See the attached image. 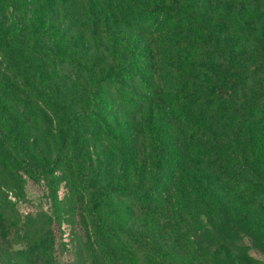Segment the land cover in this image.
<instances>
[{
    "label": "rangeland",
    "instance_id": "1",
    "mask_svg": "<svg viewBox=\"0 0 264 264\" xmlns=\"http://www.w3.org/2000/svg\"><path fill=\"white\" fill-rule=\"evenodd\" d=\"M142 2L171 7L0 0V264H144L97 222L145 231L157 264H264V199L237 187L211 214L195 193L205 172L185 160L189 134L203 124L219 139L220 118L264 137V0ZM198 68L219 74L201 118L182 114Z\"/></svg>",
    "mask_w": 264,
    "mask_h": 264
},
{
    "label": "trees",
    "instance_id": "2",
    "mask_svg": "<svg viewBox=\"0 0 264 264\" xmlns=\"http://www.w3.org/2000/svg\"><path fill=\"white\" fill-rule=\"evenodd\" d=\"M169 1L170 8L166 7L162 2L153 4L142 2L141 7L145 12L149 13L184 11L185 8L180 0ZM207 40L214 50L222 53V48L216 39L208 35ZM198 70V74L186 75L192 78L194 84L191 92H197V94L192 96V103L188 107L183 106L182 114L187 115L194 110L196 112L195 115L201 118L206 114L210 104L218 99L217 93L212 90L208 91V87L212 81L219 78V74L208 68H198ZM115 71V68H110L94 80V87L88 93L89 104L85 111L93 115V113L99 110L100 96L98 86L103 81L115 76ZM188 92L186 91L183 96L188 97V94H186ZM216 109H218L217 105ZM220 120L226 123L218 125L217 130L222 131V134H219L221 135L219 139L211 131V134H208L209 129L206 125L200 124L194 128L192 134H189L190 139L193 140V145H188L190 149L187 147L188 154L185 158L186 161L194 163L198 170L205 172L204 175L198 176L202 184L197 183V186L200 185V187L198 190H195V193L196 198L207 207V212L211 214L214 213L213 209H220L226 212V214L228 213L229 206L226 204V202H229L226 200L228 193L237 187L247 188L248 198L258 200L262 197L264 199V137H247L248 132H254L253 128H246L244 135L238 123L233 124L229 118L227 120L220 118ZM227 136L229 137L226 138ZM224 140L231 142L230 146L228 145L229 147L226 149H223ZM42 177L49 186L50 183L45 174ZM210 179L212 181L213 179L215 180L217 189L225 191L223 196H219L220 199H217L213 195ZM90 208L91 206L89 205L85 206L83 210L84 214H90ZM235 211L237 212L238 210ZM95 226L96 230L116 234L125 240L130 245L136 258L142 260L144 264H157L160 262L154 243L148 239L145 231H128L121 226H107L98 222L95 223ZM223 234L224 237L221 240L226 242L227 231L223 230ZM144 242H148L147 248L141 249V244Z\"/></svg>",
    "mask_w": 264,
    "mask_h": 264
}]
</instances>
